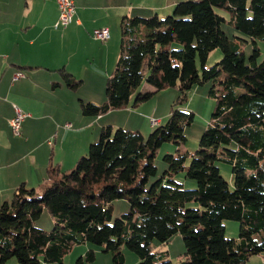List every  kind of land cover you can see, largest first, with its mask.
<instances>
[{
    "label": "trees",
    "instance_id": "1",
    "mask_svg": "<svg viewBox=\"0 0 264 264\" xmlns=\"http://www.w3.org/2000/svg\"><path fill=\"white\" fill-rule=\"evenodd\" d=\"M219 11L230 12V19ZM225 23L236 38L251 39L248 59L223 31ZM120 26V56L106 80V101L80 100L81 113L97 117L137 107L167 87L178 88L177 104L147 136L105 126L72 168L50 162L40 186L21 183L0 204V264L11 258L62 264L73 246L84 243L111 252L115 264L123 263L122 247L137 255V264H174L155 246L175 234L185 248L176 264H247L264 255V58L255 40L264 39V0L178 1L164 17H124ZM217 48L221 59L206 67ZM64 79L71 89L78 85L69 73ZM208 81L214 107L197 149L164 154L157 176V150L184 144L185 126L193 122V113L181 108L186 92ZM142 83L154 91H139ZM220 163L230 166L233 188ZM179 172L195 186L177 183ZM121 198L130 209L111 221L112 202ZM43 210L54 217L55 229L36 225ZM224 220L240 223L238 238H225ZM93 257L89 250L86 258Z\"/></svg>",
    "mask_w": 264,
    "mask_h": 264
},
{
    "label": "crops",
    "instance_id": "2",
    "mask_svg": "<svg viewBox=\"0 0 264 264\" xmlns=\"http://www.w3.org/2000/svg\"><path fill=\"white\" fill-rule=\"evenodd\" d=\"M176 1L172 0L154 15L159 17L160 12L164 16L169 14L167 11L173 8ZM126 2L75 0L74 21L65 28L55 30L60 48L53 52L51 40L45 37L48 35L47 27L38 29L37 19L44 13L40 7L45 8L50 4L56 13L50 19L53 26L58 17L56 0H0V204L10 200L23 182L31 187L40 186L47 177L50 162L59 164L61 170L72 168L77 158L87 153L90 137L95 140L99 136L91 134L89 137L81 129L89 128L91 132L100 133L105 126H117L106 113L92 116L84 124L79 103L78 107L75 104L80 97L76 99L74 95L84 87L90 69L88 65L75 64L74 58L83 46L86 49L97 46L98 56L103 58V67L115 65L120 54L116 55L109 49L114 46L117 37L116 23L121 24L124 17H149L152 14L132 7L127 11ZM16 6L20 9V17L9 20L8 14L11 15ZM102 27L109 31V39L105 43L93 37V30ZM99 43L103 46H99ZM18 73L23 76L15 79ZM64 73L71 74L78 81L74 89L66 85ZM90 101L101 103L95 99ZM69 103L73 113L68 110ZM14 106L27 114L20 135L13 134L9 125ZM74 118L75 121H72ZM151 118V129L163 121ZM74 122L83 123L74 127ZM66 124L69 126L66 127ZM73 137L76 145L72 144L71 147L75 154H68L66 142H71ZM49 140H52V144L48 143ZM247 264H264V255L251 256Z\"/></svg>",
    "mask_w": 264,
    "mask_h": 264
},
{
    "label": "rangeland",
    "instance_id": "3",
    "mask_svg": "<svg viewBox=\"0 0 264 264\" xmlns=\"http://www.w3.org/2000/svg\"><path fill=\"white\" fill-rule=\"evenodd\" d=\"M171 1L172 0H127L126 10L127 11L130 10L131 7L134 10L139 8L147 13H152L151 15H149V17H152L154 16L155 12L161 11L163 10L164 7H167L171 3ZM178 1H186V0H177L176 3ZM40 8L44 10V13L40 15L39 19H37L38 20L37 27L38 29L47 27L46 33L48 35H46L45 37H48L51 40V45L53 46L52 48L53 52H57L58 49L60 48V45H59V36L55 30L61 29L62 27L60 28L54 27V24L57 21L58 17L54 21L53 26L50 24L51 17L56 16V13L53 11V7L50 4L48 5V7L45 8L40 7ZM36 10H38V8ZM127 11L126 14L128 13ZM168 12L169 14L172 13V9L168 10L167 13ZM219 12L222 13V15L225 16L227 20L230 19V15H231L230 12L228 11H223V12L219 11ZM162 13L163 12H160L161 15L159 17H164ZM20 14H21L20 9L16 6L15 9H13V12H11V15L8 14L7 18L9 20L10 18L11 19L19 18ZM122 15H124V13ZM114 28L116 29L117 37L116 39H114V46L111 47L109 51L110 52L113 51L117 55L120 54V44H121L120 23H116ZM222 28L230 40L240 43L241 50L243 51L246 59H248L254 47V44L252 43L251 39L245 37L246 41H242L236 38L235 36L236 31L228 23L223 24ZM255 40H256V46H258L260 50L259 60H261L262 58H264V39H255ZM100 43L99 46H103ZM103 43H105V41ZM98 52H99V47L97 46L95 48L89 46L87 49L85 46H83L80 49L79 54L74 58L75 64L81 66L88 65V68L90 69L86 77V80L84 82V87H82L81 89H79L78 87L77 89H79V91L74 96L76 99L77 97H80V100L84 99L83 101L85 102L95 99V101L97 100L101 102V103L95 102L96 104H103L106 101V97H105L106 80L113 72L117 62L116 63L114 62L115 65L113 67L110 68L103 67V58L98 56ZM221 56H222L221 50L219 48L214 49L208 55L207 60L205 62V66L209 67L215 64L221 59ZM197 66L198 68H200L199 62H197ZM210 86H211V82L208 81L201 85H196L186 92V97L185 99L182 100L181 108L183 110L190 111L193 113V122L190 125L185 126L184 134L186 136V141L184 144H181L180 146H175L173 143H164L157 150L154 158V163L157 168V176L160 175L165 168V164L162 159L164 154L166 153L175 154L178 148H180L181 152L184 150V151H188L189 153H192L195 149H197L202 132L206 129L208 125L210 114L214 107L213 99H211L208 96V91ZM138 90L154 91V88L152 86L147 85L146 83H142ZM138 90L133 93L130 104L134 103L135 95L138 92ZM80 94L82 96H80ZM179 95L180 93L177 87H167L157 92H154L153 95L150 97V99L142 103H139L137 107H133L131 105L122 109L110 110L106 114L107 116L110 117L111 120H113L116 123L117 126H115L114 128L125 126L123 127L124 129H129V130L139 129L144 136H147L151 131L150 128V121L152 120L151 117H154V119H158V118L163 119L162 123H164L166 121V118L168 116L171 107L177 104ZM80 100L75 102L77 107H78V103L80 104ZM76 106H74V108H76ZM67 107L68 110L73 113V111L70 110L71 107L70 103L67 105ZM81 118H84L83 122L85 124L88 121V119L92 118V116L83 115V117ZM72 121H75V118ZM83 122H74V127H78L79 125H82L81 123ZM81 130L83 134H89V137L91 136V134L100 135L98 131L91 132L89 128L88 130H86L85 128ZM98 139L99 136H97L95 140H93V138L91 140L90 137V140L87 144V151L89 145L91 143L98 141ZM72 144L76 145V139L74 137L72 138L71 142H66V146H67L66 149L68 154H72V153L75 154L74 149L71 147ZM219 166L221 173L228 181L230 188H233V176L231 173L230 166L225 163H220ZM173 178L177 183H182L186 188L191 189L192 187L195 186V182L186 178L184 172H179L175 174ZM129 209H130V205L126 199L121 198L114 200L112 202L111 221H114L122 214L127 213ZM35 223L38 227H40L45 231H51L56 227L54 223V217L50 215L46 210H43L40 218ZM223 223L225 226V233H224L225 238L227 239L238 238L240 223L236 220H224ZM89 250H92L94 254L92 260H88L86 258V253ZM155 251L158 252L166 251L168 258L174 264L178 263L179 261L185 258L184 256L185 248L183 244V239L180 234L173 235L166 244H160V245L156 244ZM121 253L123 255L122 264H137L139 262L137 255L134 252L130 251L129 249L122 247ZM79 262H81V264H115L113 262L111 252H106L101 247H97L90 243H84L73 246V248L66 255H64L62 260V264H80ZM5 264H19V263L16 261L15 258H11ZM42 264H58V263L42 262Z\"/></svg>",
    "mask_w": 264,
    "mask_h": 264
},
{
    "label": "built area",
    "instance_id": "4",
    "mask_svg": "<svg viewBox=\"0 0 264 264\" xmlns=\"http://www.w3.org/2000/svg\"><path fill=\"white\" fill-rule=\"evenodd\" d=\"M57 8H58V19L54 24L55 28H65L70 23L74 21L75 17V0H56ZM93 37L97 38L101 41H105L109 39V31L108 28H98L93 30ZM22 73H18L14 76V78L22 77ZM27 116L20 108L14 106V115L9 120V125L13 134L20 135L22 122L24 118ZM155 121H153L154 123ZM66 127L69 124L65 125ZM49 144H52V140L48 141Z\"/></svg>",
    "mask_w": 264,
    "mask_h": 264
}]
</instances>
